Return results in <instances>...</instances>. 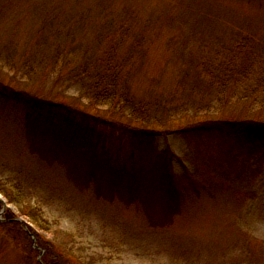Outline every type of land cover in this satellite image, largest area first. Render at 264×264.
I'll return each mask as SVG.
<instances>
[{
    "label": "rangeland",
    "instance_id": "374dc122",
    "mask_svg": "<svg viewBox=\"0 0 264 264\" xmlns=\"http://www.w3.org/2000/svg\"><path fill=\"white\" fill-rule=\"evenodd\" d=\"M239 32L264 51V0H0V187L42 207L52 223L43 238L59 251L74 243L69 264H264L261 99L224 107L197 84L199 61L222 56ZM112 66L160 119L148 139L111 141L110 123L97 125L94 141H104L102 155L136 150L140 168L172 154L184 195L166 225L150 223L158 212L75 182L76 168L97 159L81 147L98 143L77 139L80 127L93 132L84 116L129 124L85 94ZM0 201V264H37L43 254L34 258L20 226L1 224L12 211L26 230L28 218Z\"/></svg>",
    "mask_w": 264,
    "mask_h": 264
},
{
    "label": "trees",
    "instance_id": "16d2710c",
    "mask_svg": "<svg viewBox=\"0 0 264 264\" xmlns=\"http://www.w3.org/2000/svg\"><path fill=\"white\" fill-rule=\"evenodd\" d=\"M224 46L225 52L222 56V53L218 51L213 61H199L197 64V84L202 86L210 95L219 97L221 106H229L234 101L246 102L250 107L261 99L259 109L264 112V51L257 43V39L254 35L239 32ZM83 70L80 69L78 74L75 73L74 79L76 81H80L81 77L84 76L85 71ZM90 87L91 90L85 94L91 105L108 106L111 111L126 113L129 124L122 127L119 122L109 119L100 121L89 115L84 116L90 120L88 123L92 126L93 132L88 134L83 127H80L81 130L78 129V132L82 131V136L77 139L84 140L85 136L92 143H98V148L92 146L91 149L94 147V150L92 149L91 152L87 151L84 144L81 147L83 151L85 148V155L94 154L97 159L94 158V162L87 167L84 165L83 169L76 168L75 182L84 186L98 184L100 186L98 192H102L104 195L120 197L127 202L140 204L149 211L148 213L158 212L156 216L150 215L149 221L154 226L172 222L179 211L181 197L184 195V191L180 189L178 181L174 178L171 165L172 154L163 150L157 158L146 155V167L140 168L136 161V156H138L136 150L133 153L126 151L124 154L122 152L115 153L112 150L111 154L108 152L103 155L99 154V149L104 141L99 138L94 141L95 134H93L98 124L111 123V141L116 140L114 138L116 134L118 136L123 134L124 139L127 136L141 138L143 135L145 139H148L147 132L151 130V125L156 124L160 118L156 119V115L150 109L148 102L133 92L127 79L113 66L111 70L105 73L97 72ZM70 108L73 109V107ZM78 123L80 122L78 121ZM141 142L139 141L140 144H142ZM74 145V142L71 143V141L66 143L67 152ZM140 152H142L141 149ZM156 164L158 166H155ZM193 188L198 195L201 194L202 188L198 186ZM0 193L4 195L8 203L18 206L20 215H25L31 225L25 223L27 226L25 230L22 227L23 221L17 220L18 215L12 211L6 213L5 221L1 224L20 226L21 230L28 235L30 244L32 243L30 252L35 259L44 250L41 261H37V264H69L73 258L79 257L78 253L72 250L74 243L71 244V247L66 248L64 246L66 251H59L54 242L49 244L43 238L40 231H49L52 228V223L46 217L42 207L26 204L25 196L19 189H12L10 186L0 187ZM1 203L2 201H0V206ZM33 236L36 239L37 247L33 245ZM185 251L188 252L187 249Z\"/></svg>",
    "mask_w": 264,
    "mask_h": 264
},
{
    "label": "water",
    "instance_id": "95a60500",
    "mask_svg": "<svg viewBox=\"0 0 264 264\" xmlns=\"http://www.w3.org/2000/svg\"><path fill=\"white\" fill-rule=\"evenodd\" d=\"M3 208H2V212H1V216H2V214L4 213V211H5V209H6V207H7V204H6V202L3 200ZM0 216V217H1ZM19 220H21V219H19ZM35 240V239H34ZM34 246L36 247V244H34ZM42 255V254H41ZM39 258H41V256L39 257Z\"/></svg>",
    "mask_w": 264,
    "mask_h": 264
}]
</instances>
